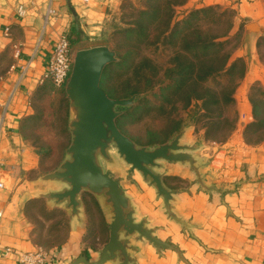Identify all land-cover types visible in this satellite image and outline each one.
Segmentation results:
<instances>
[{"label": "crops", "instance_id": "obj_1", "mask_svg": "<svg viewBox=\"0 0 264 264\" xmlns=\"http://www.w3.org/2000/svg\"><path fill=\"white\" fill-rule=\"evenodd\" d=\"M122 1L90 0L84 5L81 0H24L28 13L20 17L16 0H0V179L5 184L0 190V264H20L22 253L37 251L47 253V264H70L82 255L96 261L110 239L114 213L104 196L83 191L75 214L66 208L67 201L43 197L66 186L42 178L41 157L25 140L22 124L34 114L33 95L42 86L40 79L59 36L72 37L79 30L77 44L92 40ZM209 6L235 11L232 34L244 25L246 29L248 45L236 51V58L244 57L248 64L235 93L237 126L224 142L207 139L205 132L193 141L188 134L196 127L185 126L180 144L195 146L187 152L202 165L205 182L215 188H203L189 162L159 160L154 170L174 192L170 210L141 172H130L116 148L109 152L111 160L101 158L105 171L120 180L134 221H144L154 236L174 246L158 248L139 233L123 232L128 264H264V141L248 144L244 139L245 128L253 121L247 90L249 94L256 82L264 84L258 47L264 39V0H187L182 5ZM88 47L92 45L83 48ZM250 62L258 65L254 71ZM38 203L65 213L69 227L61 243L40 241L29 216ZM7 248L12 251L7 253ZM121 259L104 264H121Z\"/></svg>", "mask_w": 264, "mask_h": 264}, {"label": "rangeland", "instance_id": "obj_2", "mask_svg": "<svg viewBox=\"0 0 264 264\" xmlns=\"http://www.w3.org/2000/svg\"><path fill=\"white\" fill-rule=\"evenodd\" d=\"M186 2L187 0H123L119 8L106 20L99 34L92 36L94 37L92 40H88L83 44L72 45L74 54L79 49L89 45H108L117 52L119 60L110 64L104 70L102 86L111 93L113 98L124 95L126 86H132L140 90L136 93L137 98L134 102V107L123 111L122 115L124 117L120 122L122 131L137 141L139 145L153 146L156 143L171 139L175 135V133L171 135L175 122L181 120L185 123L186 119L191 120L190 116L198 110V103L201 102L193 99L190 104L186 103L185 97L187 94L196 95L197 87L194 84L189 85L188 91L172 96L173 99L170 102L164 100V97L168 95V91L160 90L161 87L159 85L146 91L144 81H140L134 73V66L140 63L144 57H149L155 63L154 65L150 63L151 67L155 66L159 69V80H167V69L175 66V52L179 47L182 48L183 44L181 41L173 44L159 38V30L162 28V23L158 21L153 23L151 20L144 19L145 25L149 26L146 30L148 34L146 37L140 36L138 31L132 34L126 33L125 28L135 26L140 21L141 11L153 8L160 3L166 8L169 7L174 10V25L176 22L186 18L195 9L183 8L182 5ZM227 18H231L229 13ZM204 22L201 23L204 24ZM245 30L244 25L241 28L242 37L233 41L229 46L231 48L241 43L235 53L240 47L245 46L246 43L248 45V41L246 42L244 39ZM259 44L264 61V39H260ZM235 53L233 58L238 55V52ZM184 54L190 61L196 62L194 53L187 51ZM250 65L254 71V67L257 64L251 63ZM150 70L152 71L153 69ZM261 73L264 78V71ZM221 81L227 83L228 78L226 79L224 76L211 77L208 86L211 89L220 90L218 83ZM44 85L39 87L33 95L34 114L22 124L25 140L34 147L41 157L42 173L53 171L59 167L63 159L66 158V149L71 142V133L68 126L70 101L66 95L65 88H56L52 83L46 88L43 87ZM247 95L249 97L248 90ZM161 104H164L165 107L160 106ZM225 116L229 120L234 118L232 111L227 112ZM205 123L206 120L198 122L195 125L196 131H191L188 137L193 141L199 140L206 130L203 127ZM228 132L229 128L226 127L217 133L212 130L210 135L213 138H223ZM29 213L36 225L40 241L45 243V245L58 244L65 239L68 234L69 224L63 211H50L43 204L38 203ZM47 224L50 227L47 228Z\"/></svg>", "mask_w": 264, "mask_h": 264}, {"label": "water", "instance_id": "obj_3", "mask_svg": "<svg viewBox=\"0 0 264 264\" xmlns=\"http://www.w3.org/2000/svg\"><path fill=\"white\" fill-rule=\"evenodd\" d=\"M118 60L117 52L108 45L82 48L76 52L65 86L70 101L68 126L71 142L66 149V158L59 167L42 176L45 180H57L66 186L62 191L50 192L43 197L57 202L67 201L66 208L73 214L78 211L83 191L104 196L114 213L110 224V239L100 251L98 260L90 261L82 255L70 264H104L108 260H116L118 256L122 257L121 264H128L127 240L120 238L123 232L125 236L139 233L140 238L148 239L158 248H174L172 244L154 236L144 221H134L120 180L105 171L101 163V158L111 160L109 152L112 148H116L131 166L130 172H141L156 187L169 210L174 192L165 186L161 174L154 170L159 160L189 162L202 187L207 190L215 188L205 182L202 165L187 152L195 146L180 144L185 127L171 140L156 146L139 145L122 132L117 123L124 111L121 108L134 105L137 94L128 98H113L101 85L106 67Z\"/></svg>", "mask_w": 264, "mask_h": 264}, {"label": "trees", "instance_id": "obj_4", "mask_svg": "<svg viewBox=\"0 0 264 264\" xmlns=\"http://www.w3.org/2000/svg\"><path fill=\"white\" fill-rule=\"evenodd\" d=\"M228 13L231 15L230 19L227 18ZM234 15L235 11L232 9L209 6L192 10L186 18L173 25L174 10L169 7L166 8L160 3L153 8L141 11L140 21L135 26L125 28L126 33L132 34L138 31L140 36L146 37L148 35L146 30L149 26L145 25L144 19L151 20L153 23L158 21L162 23V28L159 30V38L173 44L180 43V41L183 44L182 48L179 47L175 52V66L167 69V80H159V69L155 66L151 67L150 63L153 65L155 63L149 57H144L140 63L134 66V73L140 81H144L146 91L153 89L156 85L161 87L160 90L168 91V95L164 97L167 102L172 101V96L188 91L190 84H194L197 87L196 95L187 94L185 100L188 104L193 99L200 101L201 103H198L197 106L198 110L190 116L191 120L186 119L185 123L181 120L176 121L171 130V135L174 133L176 135L186 125L195 126L203 120H206L203 126L206 129L205 137L214 142H224L236 129L239 114L236 110L235 93L246 75L248 64L244 57L233 59L235 50L241 46V43L229 48L233 41L242 37L241 29L237 33L232 34ZM203 21H205L204 24L201 23ZM79 35L80 31L78 30L74 36L70 37L73 46L77 45L79 41L77 37ZM258 47H260L259 43ZM187 51L195 54L196 62L190 61L185 56L186 54L184 53ZM150 69L153 70L151 71ZM219 76L228 78V82H219L220 90L211 89L208 86L210 78ZM50 84H45L43 87L46 88ZM126 87L125 94L117 98H128L140 91L132 86ZM105 90L110 97H113L107 89ZM249 101L252 106L253 121L245 128L244 139L248 144H258L264 141V85L262 83L258 82L251 86ZM160 106L165 107L164 104ZM133 107L132 105L121 109L129 110ZM231 111L234 114V118L229 120L225 114ZM123 117L124 115L117 119L120 129V122ZM226 127L229 128V132L225 137L213 138L210 135L212 130L217 133ZM171 139L156 143L153 146L165 143Z\"/></svg>", "mask_w": 264, "mask_h": 264}, {"label": "built area", "instance_id": "obj_5", "mask_svg": "<svg viewBox=\"0 0 264 264\" xmlns=\"http://www.w3.org/2000/svg\"><path fill=\"white\" fill-rule=\"evenodd\" d=\"M81 1L84 5L90 2V0ZM16 10L20 17H25L28 13L27 3L24 2V0H16ZM74 57L75 54L72 49L69 35L62 34L55 43L53 53L49 59L48 69L40 79V84L43 85L46 81H50L56 88H65L72 71ZM2 125L3 123L1 121L0 128ZM3 188H5V184L0 179V190ZM2 216L3 212L0 209V219ZM11 251V248H7V253ZM19 261L20 264H47V253L43 251L22 253L19 257Z\"/></svg>", "mask_w": 264, "mask_h": 264}]
</instances>
